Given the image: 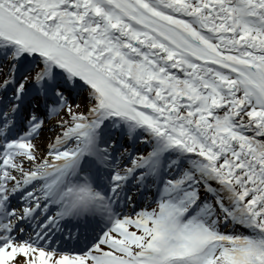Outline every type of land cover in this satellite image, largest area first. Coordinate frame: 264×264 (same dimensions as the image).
<instances>
[{"label": "snow or ice", "instance_id": "6c2138e0", "mask_svg": "<svg viewBox=\"0 0 264 264\" xmlns=\"http://www.w3.org/2000/svg\"><path fill=\"white\" fill-rule=\"evenodd\" d=\"M0 264H264V0H0Z\"/></svg>", "mask_w": 264, "mask_h": 264}]
</instances>
